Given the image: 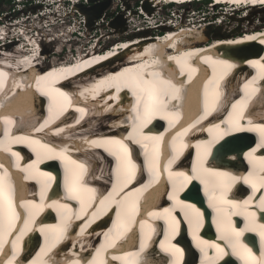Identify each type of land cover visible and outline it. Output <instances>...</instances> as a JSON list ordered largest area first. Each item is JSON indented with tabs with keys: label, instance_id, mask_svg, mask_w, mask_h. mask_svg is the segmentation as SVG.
<instances>
[{
	"label": "bare ground",
	"instance_id": "bare-ground-1",
	"mask_svg": "<svg viewBox=\"0 0 264 264\" xmlns=\"http://www.w3.org/2000/svg\"><path fill=\"white\" fill-rule=\"evenodd\" d=\"M162 1L166 0H145L140 6L142 18L150 19L153 15L150 3L158 6ZM179 1L183 0H169L168 3ZM215 1L235 2L236 7L241 3L246 5L243 8L245 10L250 7L257 11L264 9V0ZM168 3L163 5L170 7ZM214 5L219 7L217 3ZM122 6L123 21L118 20L120 31L126 28V24L129 25L133 17L132 12L127 14L130 10L129 0H122ZM61 8V4L53 10L47 8L39 17L45 16L50 20L37 26L35 24L39 21L24 26L19 22L6 23L3 21L5 16H0V210L4 211L0 213L3 217L1 231L3 227L16 223L12 213L15 210L14 204L18 203L21 207L16 209L25 210L27 219L19 234L11 240L19 238L22 243L27 231L30 232L28 222L32 215L28 213L38 216L40 209L36 206L42 203V200H38L43 199V191H52L49 193L52 198L47 194L48 199H44V203L39 206L53 209L57 214L64 207L73 212L74 205L69 200L73 194L81 192L83 202H87L85 215L90 217L87 222V216L73 212L75 225L70 231V227L67 228L65 236L69 240L63 242L60 248L67 250L64 252V260L60 262L109 264L104 258L109 256L111 264H116L118 260H122V264H137L135 261L130 262L133 257L119 251L125 239L124 242H129L130 248L134 250H128V254L149 249L152 259L147 257L142 264L153 261L156 264H183L185 258H189L185 264H192L195 259V264H227L229 258L236 260L237 264H242V261L246 264H264L263 260L258 261L249 252L250 247L247 245L254 244V241L247 244L240 238L245 232L243 237L246 238L253 234L258 241L255 247H264V223L257 218L259 210L264 209L261 206L264 196L253 199L254 193L261 190L264 192V173L255 182L252 181V185L247 182L252 193L243 201L242 206L230 209L232 204L240 205L241 202L224 200L221 196L222 192L227 194L226 189L223 191L224 185H233L236 180H240L224 170L227 163L241 161V164L248 165L252 157L253 163L255 159L264 158V27L253 30L249 28L242 34L237 33V30L223 32L221 28L216 31L211 29L215 34L208 43H185L186 39L197 33L198 27L210 29V25L215 22L208 25L204 19L200 24L193 20L181 23L167 18L160 26H146V31L156 27L164 28L165 32L161 35L146 33L145 28L141 27L131 33L132 37L115 41L102 51L96 48L100 44L98 39L92 42L91 38L88 42L92 44L83 48L85 51L75 53V49H69L68 52L73 56L69 60L54 57L55 53H45L49 43L56 40L57 33L64 30V34L71 36L70 28L58 21V18H63L59 16ZM74 8L82 10L81 6L75 5ZM230 9L232 7L226 8V17L229 12L235 13L228 11ZM133 12L137 13L135 9ZM83 15L86 17L85 13ZM119 16L116 17L119 19ZM246 17L247 14L243 19ZM223 20L221 17L217 23L221 24ZM57 25H63V28H58L48 38L46 27ZM86 25L90 27L92 24ZM10 28H17L18 32ZM198 33V36L203 35ZM18 35L22 36L18 38ZM14 38L16 40H12ZM70 40L61 39L62 42ZM249 43L252 47L258 46L261 53L257 50L248 51L247 48L238 49ZM60 47H56V52H62ZM259 105L263 109L258 113L263 114H250L254 111L253 106ZM100 120L104 121V125L96 128ZM159 120L162 124L160 129L154 125L159 124ZM181 126L185 127L178 129ZM188 133L189 139L186 135ZM176 137L182 138V141L176 139L175 142L183 146H178L177 151L171 142ZM228 138L232 139L225 147L237 148L227 151V159L223 160L222 168H206L212 161H216V156L211 157L215 144H223ZM183 148L185 152L189 150V154L181 161L183 153L180 154V151ZM29 150L33 157L27 156L29 153L26 151ZM162 151L164 153L161 156ZM131 153L133 156H143L144 170L148 172L145 180L139 165L134 160L128 161L126 156ZM178 157L183 165L187 162L189 168L177 170ZM12 166L14 171L11 172ZM259 166L263 169L264 163ZM68 172L71 177L65 185L57 178ZM127 173L131 176L129 182L135 175L136 181L141 184L130 188L129 182L120 183L119 188L108 195L105 194L106 188L98 184L111 185ZM240 178L245 181V177ZM18 180L25 181L21 187V192L25 194L21 193L23 196L18 201L14 200L7 206V195L12 189L5 183L12 184ZM193 180L199 182L196 183L204 202L201 197L199 201L187 198L186 188ZM58 181L62 184H57ZM87 182L96 184L89 186ZM33 183L38 190H34ZM167 183L171 189L166 197L178 205L152 209L154 203L158 205L162 202ZM58 185H61L63 192L58 191ZM143 196L148 199L149 207H152L143 216L145 220L141 219L136 224L152 221L153 231L144 239L138 236L142 241L135 249V236L126 235L132 230L123 227L122 223L126 213H130L129 200ZM226 200L228 202L222 204ZM115 204L118 211L112 222H119V227L88 228V224L95 226L103 221L101 217H93L90 222L93 213H98V208L107 211ZM203 206L211 210L213 217L214 214L218 215L216 223L212 221L215 238L200 233L206 223ZM234 216H240L242 220L238 217L234 220ZM242 221L247 224L242 226ZM182 224L185 225L186 235L180 234L176 239ZM30 226L33 233H36L35 223ZM48 226V232H51V227H56L51 222H48ZM161 226L163 235H158ZM43 227L46 229V225ZM38 231L44 234L43 229ZM234 233H240L239 237ZM29 236L31 244L27 242L24 245V252L31 255L30 259L28 255L22 258V252L7 256L10 251L4 248L0 264H60L54 261L59 258H46L44 250L38 248L40 240L37 236ZM48 236L54 238L51 243L59 242L53 233ZM224 238H230L235 244L223 246ZM213 239L216 241L212 242ZM2 242L0 236V244ZM110 243L116 245L113 251L108 252ZM31 247L32 253L29 251ZM218 247L222 248L221 253L216 250ZM89 250L93 251L92 257L86 261L85 255Z\"/></svg>",
	"mask_w": 264,
	"mask_h": 264
},
{
	"label": "rangeland",
	"instance_id": "rangeland-1",
	"mask_svg": "<svg viewBox=\"0 0 264 264\" xmlns=\"http://www.w3.org/2000/svg\"><path fill=\"white\" fill-rule=\"evenodd\" d=\"M110 1H112V0H110ZM141 1H142V3L145 2V0H132L133 3L134 2H136V3L139 2L140 3ZM168 2H169V0L168 1L167 0L166 1H162L161 5L163 6L164 3H168ZM129 3H130V5L133 4L131 2H129ZM150 5L153 8L152 9L153 10L152 11L153 15L151 16L153 18L150 17V19H154V21L152 20L153 22L150 21V19H147V18H146V20H145L146 22H145L144 19L142 17L137 16L136 13H134L133 9H132L131 12L133 13V17L131 18L132 21L129 22L128 26L129 27H137V29L141 28V27L142 28L144 27L146 33L149 32L150 34L153 33L152 35H156V34H158V35L160 34L161 35V34H163L165 32L164 28L156 27V28H153V29H150V30L146 31L147 30L146 26H151L153 24H157L158 26H160V25H162L163 22H165V20L167 18H170L172 20H177L176 22H181V23H184V21L185 22H190L189 20H193L196 23L199 22L197 24H200V22H203L204 19H205L204 23L208 22L209 23L208 25H210L213 22H215V24L214 23L212 24L213 26L210 25V29H208V27L207 28L204 27L205 29H203V27H198L197 33H194V36H192V38L190 37V38L186 39L188 41L185 40L184 41L185 43L192 42V41H202L200 43H203V44L208 43L209 41H211L214 38V34H215L213 31H210L211 29L216 31V29L221 28L223 30V32H227V31L230 32V31H233V30H237V33L242 34L245 30H247L249 28L253 30V29H256V28L260 29V28L264 27V9H261V10L257 11V10H253V8L250 7V8L247 9L249 11V13H248L247 10L243 9L242 12L238 11V12H235L234 14L229 12L228 13L229 16L226 17L227 12H225V11H223L221 9H217V10L214 9L213 10L211 6L210 7L208 6V8L205 9V6L200 4V3H192L191 5H187V6L181 5V6H177V7H172V6L165 7L164 6L162 8H161V5L156 6L154 3H150ZM11 7H13V6L12 5H7V4L0 5V11H6V10L10 11ZM20 7H22V6H20ZM46 7L48 9L52 8L50 10H53L55 5L54 6L53 5H51V6L49 5V6H46ZM180 7H181V9H179ZM39 8L40 7H37L35 5H24V7L22 8L21 11H16L14 13L2 15V16H5V19H3V21L6 22V23H12V24L19 22L18 24L22 23V25H24V26H25V24L28 25V26H31V25L35 24L37 21H39V23L35 24L36 26L41 24L42 22L43 23L44 22H48L50 20L48 17H45V16H43V17L37 16L36 17L34 15V13L38 12ZM47 8H44V11L45 10L47 11ZM191 9H194V10L198 9V13L195 16L191 15V16L187 17L188 16V12H190ZM169 11H170V15L168 13ZM203 11H207V12H203ZM10 12H12V11H10ZM246 14L248 15V17L243 19V16H245ZM120 15L123 16V14H120ZM22 16H26V17H24V19L22 18L21 20L17 19V18H21ZM145 17H148V16L145 15ZM221 17H222V19H224L223 22L221 24L217 23V20H220ZM115 18H117V17H115ZM54 23L56 24L55 21H54ZM2 24L5 25V23H3V22H2ZM55 24H53V25H55ZM125 24H126V20H125ZM63 25H57V26H53V27L47 26L46 29H48V31H45V32L47 33V36H49L48 38L52 37L53 34H55L57 32V30H59L58 28H63ZM128 26L126 24V28H124L123 30L120 31V27L119 26L114 27V26H111L110 23L109 24L102 23L100 26L97 25L95 27L92 24L90 27H88L89 31L83 33V37L81 36L79 39L75 38V39H73L71 41H63V42L61 41V39L66 38V39L70 40L71 36H68L67 34H64L63 33L64 30L63 31L61 30L62 33H57L56 34L57 35L55 37L56 40L54 39V41L51 44L49 43V45H48L49 48L46 50L47 52H45V53L48 54V55H50V54L52 55L53 53H55L54 57H57V58H60V57L64 58L65 57V59L71 60L73 56H72L71 53L68 52L69 49H75V53L78 52L79 50L85 51L83 48L86 49L88 47H84V44H86L89 41V39H91V38H89L88 34H89L90 31H93L94 28L96 30H98V32L101 33V35H102V37H101L102 44H99L96 47L99 51H102L103 49H105L106 47L110 46L115 41H118L120 39H125V38L132 37V35H131V33H132L131 30L132 29L129 30ZM50 28H51V30H50ZM121 28H122V25H121ZM10 29L12 31H16V33L18 32L17 28H10ZM30 32L34 33V31L32 29H30ZM198 32H200L204 36L203 35L198 36V34H199ZM61 34H64V35H61ZM20 36H22V35H20ZM20 36L18 35V38ZM47 36H45V37H47ZM58 37L60 39L57 41ZM12 40H16V38H14ZM92 42H93V40H92ZM59 45L61 46L60 48L62 50V52L59 51L60 53L56 52V47H58ZM54 46H56V47H54ZM53 59H55V58H53ZM120 120H122V118ZM103 125H104V121L100 120V124L97 125L96 128H100ZM93 246H95V244H93Z\"/></svg>",
	"mask_w": 264,
	"mask_h": 264
},
{
	"label": "built area",
	"instance_id": "built-area-1",
	"mask_svg": "<svg viewBox=\"0 0 264 264\" xmlns=\"http://www.w3.org/2000/svg\"><path fill=\"white\" fill-rule=\"evenodd\" d=\"M97 1H102V0H97ZM129 2L133 3L132 0H130ZM141 3L142 1L140 3L134 2L132 5H130V10L127 11V14L131 12V9H135L137 11L136 14H138L139 17H143L141 13L142 7H140L142 5ZM5 4L13 6L10 8V11L12 12H10L9 10L0 11V16L14 13L16 11H21L24 5H35L37 7H40L38 12L34 13V15L39 16L41 15V12L44 11L46 5L57 6L61 4L62 11L59 13L60 14L59 16H62L63 18L61 19L58 18V21L59 22L62 21L63 23H65L66 28H70L71 37H72L71 40L75 38L79 39L82 36L81 34L89 31L86 25L87 24L86 17L83 15L81 11H78V9L74 8V6L78 4L90 6L91 2L89 0H0V5H5ZM162 7H164V5L163 6L161 5V8ZM123 10H124V6H122V0H112L111 3L103 10L102 14L95 19L93 26L94 27L97 25L100 26L102 23L109 24V22H111V20L114 19V16L121 14ZM24 17L26 16H22L21 18H17V19L21 20L22 18L24 19ZM75 25L77 26L75 27ZM128 29L129 30L132 29L131 32H135L137 27L128 26ZM88 35L89 38H92V40L98 39V41H100V44H102L101 42L102 35L95 28L93 31H90Z\"/></svg>",
	"mask_w": 264,
	"mask_h": 264
},
{
	"label": "water",
	"instance_id": "water-1",
	"mask_svg": "<svg viewBox=\"0 0 264 264\" xmlns=\"http://www.w3.org/2000/svg\"><path fill=\"white\" fill-rule=\"evenodd\" d=\"M89 1L91 2L90 6H86V5H82V4L77 5V6H81L82 7L81 12L86 14V19H87L88 25L93 24L95 19L98 18L102 14L103 10L109 5V0H102V1L89 0ZM115 17L116 16H114V19H112L110 23H111V26L117 27L120 24L118 20L123 21V18H122V16H119L120 17L119 19L115 18ZM245 48H247L248 51L257 50L259 53H261V49L258 48V46L252 47V45L250 43L243 45L241 47H238V49H245ZM236 137H238V136H236ZM231 139L232 138H228L225 143H223V144L221 143L216 147V156L219 157V159L224 160L226 157L227 151H229V150L233 151L234 149L237 148V147H235V148L231 149L232 147L231 148L225 147V145H227V143Z\"/></svg>",
	"mask_w": 264,
	"mask_h": 264
},
{
	"label": "snow or ice",
	"instance_id": "snow-or-ice-1",
	"mask_svg": "<svg viewBox=\"0 0 264 264\" xmlns=\"http://www.w3.org/2000/svg\"><path fill=\"white\" fill-rule=\"evenodd\" d=\"M157 99H158V97H157ZM146 108H147V106H146ZM75 163V162H74ZM220 175H227V174H220ZM89 191H91V190H89ZM245 203H247V202H245ZM18 218V217H17ZM0 226H3V217L2 216H0ZM234 235L236 236V237H239V235H240V233H234ZM262 235H264V234H262Z\"/></svg>",
	"mask_w": 264,
	"mask_h": 264
},
{
	"label": "trees",
	"instance_id": "trees-1",
	"mask_svg": "<svg viewBox=\"0 0 264 264\" xmlns=\"http://www.w3.org/2000/svg\"><path fill=\"white\" fill-rule=\"evenodd\" d=\"M184 6V5H183ZM186 6V5H185Z\"/></svg>",
	"mask_w": 264,
	"mask_h": 264
}]
</instances>
